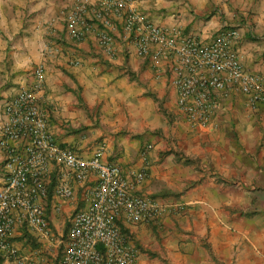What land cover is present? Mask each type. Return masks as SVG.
Masks as SVG:
<instances>
[{
    "label": "crops",
    "instance_id": "1",
    "mask_svg": "<svg viewBox=\"0 0 264 264\" xmlns=\"http://www.w3.org/2000/svg\"><path fill=\"white\" fill-rule=\"evenodd\" d=\"M79 1L0 0V112L18 90L32 85L34 68L41 64L44 81L37 98L61 146L86 157L101 148V159L119 165L135 193L184 202L183 210L155 222L122 224L137 248V264H264V104L252 108L244 94L233 93L216 111V128L192 126L176 106L171 57L137 56L121 36L120 25L113 58L99 49L93 32L78 43L67 36L64 16ZM207 4L133 2L149 20L177 25L202 40L222 24H239L220 19L215 6L203 20L196 9ZM255 25L254 32L246 28L241 33L236 49L245 70L264 79V22ZM169 97L183 119L176 134L166 129L158 107ZM173 137L178 146L171 148ZM26 142L22 137L15 144L21 150ZM3 163L0 148V186ZM141 168L146 176L136 183L133 174ZM55 177L54 169L53 184ZM70 185L72 198L57 196L52 186L42 201L56 233H61L60 214L68 217L69 211L86 207L96 176L89 173L83 182L71 178ZM11 240L21 255H48L22 224ZM0 255L5 264H15L4 252Z\"/></svg>",
    "mask_w": 264,
    "mask_h": 264
},
{
    "label": "built area",
    "instance_id": "2",
    "mask_svg": "<svg viewBox=\"0 0 264 264\" xmlns=\"http://www.w3.org/2000/svg\"><path fill=\"white\" fill-rule=\"evenodd\" d=\"M133 2L80 0L64 16L67 36L78 43L93 32L99 49L113 58L115 31L120 25L121 36L137 56L171 57L177 109L189 124L205 131L216 128V111L233 93L244 94L252 108L264 104L263 77L245 70L237 53L239 28L222 24L215 35L202 40L184 34L177 25L167 27L149 20ZM72 63L77 65L79 60ZM43 81L39 64L32 85L18 90L0 112L4 116L0 118V148L5 172L0 186V251L15 264H137V248L122 232V224L155 222L183 210L184 202L135 193L120 166L101 159V148L86 157L61 146L38 102ZM22 137L27 142L20 150L15 142ZM54 169L53 190L61 198H72L71 178L83 182L89 173L96 176L86 207L67 217L65 235L53 230L42 203L48 198ZM145 176L144 168L133 174L136 183ZM17 224L27 227L48 251L47 256L19 253L11 240Z\"/></svg>",
    "mask_w": 264,
    "mask_h": 264
},
{
    "label": "rangeland",
    "instance_id": "3",
    "mask_svg": "<svg viewBox=\"0 0 264 264\" xmlns=\"http://www.w3.org/2000/svg\"><path fill=\"white\" fill-rule=\"evenodd\" d=\"M210 4H207V7H202L196 9V12L200 14V17L205 20L208 19L210 14V9L214 6L219 9L220 19L227 21V23H239L235 25L237 28H240V32H245L246 28H249L254 32L256 23L264 22V0H208ZM259 32V31H258ZM128 48L125 49V52ZM151 93L152 92H147ZM159 111L162 113L164 118H166L167 123H165L166 129L175 131V134L178 130L182 128L183 119L182 116L177 112L175 105L173 104L172 98H167L159 103ZM162 110V111H161ZM174 134V133H173ZM171 141V140H170ZM169 141V143H170ZM173 144L170 145L171 148L178 146L177 140L173 137ZM70 215L71 211L68 212ZM66 213L59 215L60 226L58 231L64 234L65 228L67 227V221L65 216ZM65 219V222L63 221ZM56 230V229H54ZM57 231V232H58ZM131 239V238H130ZM132 240V239H131ZM133 241V240H132ZM135 244V243H134ZM60 252V248L58 249Z\"/></svg>",
    "mask_w": 264,
    "mask_h": 264
},
{
    "label": "trees",
    "instance_id": "4",
    "mask_svg": "<svg viewBox=\"0 0 264 264\" xmlns=\"http://www.w3.org/2000/svg\"><path fill=\"white\" fill-rule=\"evenodd\" d=\"M77 97H78V99H80L79 94L77 95ZM152 97L154 98V100H157V98H156L154 95H152ZM187 161H188V160H187ZM53 185H54V184L51 183L50 186H49V188H48V197L51 195V192H52L51 187H52ZM169 193H172V192H169ZM175 194H177V193H172V195H175ZM67 227H68V223H67ZM67 227L65 228L64 235L66 234ZM122 232H123L124 234H127V230H126L125 228H123V227H122ZM28 237L31 238V239H34V238L31 237L29 234H28ZM34 240H35V239H34ZM37 246H38V244H37ZM61 250H62V247H60V252H61ZM0 264H5V263H4V257L1 256V255H0Z\"/></svg>",
    "mask_w": 264,
    "mask_h": 264
}]
</instances>
